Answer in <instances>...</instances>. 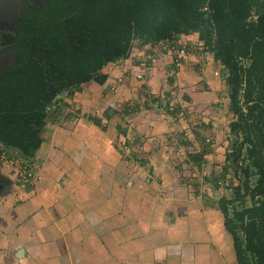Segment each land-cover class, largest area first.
<instances>
[{"label": "crops", "instance_id": "obj_1", "mask_svg": "<svg viewBox=\"0 0 264 264\" xmlns=\"http://www.w3.org/2000/svg\"><path fill=\"white\" fill-rule=\"evenodd\" d=\"M138 41L57 95L33 157L2 144L36 176L0 171V264H240L221 206L244 185L226 71L196 31L175 55Z\"/></svg>", "mask_w": 264, "mask_h": 264}, {"label": "trees", "instance_id": "obj_2", "mask_svg": "<svg viewBox=\"0 0 264 264\" xmlns=\"http://www.w3.org/2000/svg\"><path fill=\"white\" fill-rule=\"evenodd\" d=\"M257 7L258 0H46L26 7L17 32L2 34L1 45L21 58L0 70V143L33 157L57 95L103 81V67L124 57L136 38L162 41L196 31L228 71L237 117L231 131L244 136L234 160L247 144L259 177L252 186L244 170L243 189L221 204L225 222L239 263L250 264L249 254L252 264H264V7ZM246 197L252 205L239 208L235 203Z\"/></svg>", "mask_w": 264, "mask_h": 264}, {"label": "rangeland", "instance_id": "obj_3", "mask_svg": "<svg viewBox=\"0 0 264 264\" xmlns=\"http://www.w3.org/2000/svg\"><path fill=\"white\" fill-rule=\"evenodd\" d=\"M45 1L46 0H0V52H4V51L9 50L8 47H4L1 45L2 34H9V33L15 34L17 32L18 22L21 18L23 10L26 7H31V6H33L35 8H39L40 6H42L44 4ZM263 7H264V0H258L257 10H261V8H263ZM256 14H257V12L254 11L252 18H256ZM178 36H175L172 39H169V40H171L170 45L178 42ZM135 40L141 41V39H139V38H136L133 41H135ZM133 41L131 43V46H133ZM139 41L134 43V44L138 45ZM164 41L165 40H163V42ZM153 42L157 43V41H153ZM243 62L246 65L249 64L248 59H243ZM225 71H226V76H227L228 71L227 70H225ZM226 81H227V78H226ZM227 83H228V81H227ZM240 100L242 102V100H243L242 95L240 96ZM243 107L245 108V105ZM231 108H232V106H231ZM234 119H236V114L234 115ZM231 137H232V144H233L234 148H236V147L238 148L244 139L243 133L240 131H238V132L231 131ZM247 148H248V145L247 144L244 145L242 152H241V157H242L241 158L242 164H240V168L242 170L241 181H242V183H244L243 180L245 179V176L243 174V171L249 170L250 184L252 186H255L259 177H257L258 176L257 170L255 168L251 169L248 165V164H250V161H247L248 160ZM237 205L239 208L249 207V206H251V199L249 197L245 198L244 200L240 201ZM238 232H239L241 239H244V234L240 230H238ZM247 260L250 264L253 263V259H252L251 255H249V254H247Z\"/></svg>", "mask_w": 264, "mask_h": 264}, {"label": "built area", "instance_id": "obj_4", "mask_svg": "<svg viewBox=\"0 0 264 264\" xmlns=\"http://www.w3.org/2000/svg\"><path fill=\"white\" fill-rule=\"evenodd\" d=\"M171 40L166 39L163 43V40L160 41V44L162 43L163 48H166L167 46L170 47L169 49V53L171 54H178L180 53L179 50V45L172 44L170 45ZM135 52L133 51V47H130V50L127 52V54L122 57V59H126V61H128L130 58H132L134 56ZM121 59V58H120ZM151 62L156 63L158 60H156L154 57L150 58ZM182 64V57L175 61L174 65L175 67H180ZM137 79H141L143 77L142 73H137L136 75ZM116 84L113 85V90L116 88L117 83H119L121 81V77H117L116 78ZM51 109V106L48 105L46 107V112L49 111ZM8 171L9 172H15L17 176H19V178L23 179L25 182H28L29 180H32L35 178V170L33 169V166L31 165L30 162L26 161V162H20V161H16L13 158L9 157L5 150H4V146L0 143V171Z\"/></svg>", "mask_w": 264, "mask_h": 264}, {"label": "water", "instance_id": "obj_5", "mask_svg": "<svg viewBox=\"0 0 264 264\" xmlns=\"http://www.w3.org/2000/svg\"><path fill=\"white\" fill-rule=\"evenodd\" d=\"M20 58V55L13 50L0 52V70L18 63Z\"/></svg>", "mask_w": 264, "mask_h": 264}]
</instances>
